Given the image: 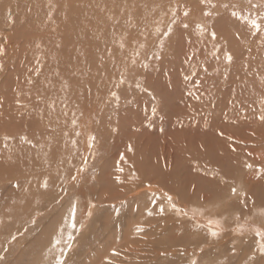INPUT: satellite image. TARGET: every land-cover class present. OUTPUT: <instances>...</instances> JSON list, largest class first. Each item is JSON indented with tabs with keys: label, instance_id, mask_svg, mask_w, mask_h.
I'll list each match as a JSON object with an SVG mask.
<instances>
[{
	"label": "rangeland",
	"instance_id": "1",
	"mask_svg": "<svg viewBox=\"0 0 264 264\" xmlns=\"http://www.w3.org/2000/svg\"><path fill=\"white\" fill-rule=\"evenodd\" d=\"M77 1L81 9H76L78 11L73 16V23L83 26L88 22L89 16H80L89 10L83 7L82 0ZM179 1L168 2L174 6ZM0 2L6 3L10 8L6 10L5 15H0V127L25 122L28 119L25 115L30 113H33L31 117L35 118L40 108L45 106L49 109L46 111L44 108L43 112H39L40 118L36 119L39 126L47 122L46 114L50 118L62 116V110L50 109L55 108L52 106V100H57V95L64 94L67 98V93L61 88L63 81L73 87L75 99L77 96L80 99L79 102L73 99L67 106V118L58 121V126H55L59 129L53 134L62 136L65 140L63 149L58 146L57 151L61 152V159L70 166L69 170H62V187L60 183H54L51 177V180L45 177L43 185L45 187L47 184V187L42 194L36 192L38 199L34 200L35 206L28 200L24 201L21 193L7 188L0 191V264H55L60 255L59 248H65V264H191L193 259L197 264H264V256L257 255L260 246L264 245V238L257 237L255 231L247 225L248 221L253 219L259 221H256L258 225L261 222V218L257 219L255 216L256 211H252V205L264 206V164L255 165V185H258H253L252 190L257 192L253 198L242 193L248 185L240 180L236 169V166L240 165L241 170H244L251 164V160L245 162L240 151H228L229 155H222V159L214 160L209 157V154H215L208 145V141H219L220 133L221 138H224L227 129L236 135L237 140L241 137L254 141L252 136L255 137V133H251L252 128L248 125H254L257 129V126L264 122L260 119L264 115V44L259 50L256 46H248V49L246 44L241 47L237 39V35L241 34H236L241 27L243 31H239L242 33H254L251 36L264 41V21L258 19L264 16V9L253 7L264 1L197 0L195 4L190 2L181 10H176L168 20V32H172L167 33L168 38L163 39L168 42L164 55L157 58L155 50L148 52L140 72V56L129 52L127 61L130 68L126 72L116 71V68L112 69L110 66L97 68L95 65L88 73H79L69 80L65 79L66 75L52 68L54 65H50L51 59H37L36 55L64 38L63 33L70 27L71 22L67 24L64 15L66 19L75 8L64 4L67 3L65 1L63 5H56L58 10L55 5L46 9L47 15L37 11L30 13L32 15L26 13L28 17L39 18V22L35 18L33 22L23 24L19 23L22 21L19 20V13L22 12L20 5L30 3V0ZM181 2L184 3L185 0ZM64 6L67 7L66 10H62ZM9 10L16 11L14 14L17 16H12ZM204 10H212L213 19L202 21L194 16L205 12ZM185 12L188 15H185ZM233 12L237 15H233ZM59 14L61 16L55 19ZM253 19L260 23L261 31L256 32L253 29ZM61 21L65 22L63 28L59 25ZM48 28L53 30L51 36L45 34L48 33ZM226 29L231 30L230 33ZM218 30L220 33L224 31L220 40L206 43L215 37ZM187 31L202 35L201 40L198 36L188 37L187 43L193 38L191 44L195 48L203 42V48L207 49L205 56L217 59L215 65L206 66L200 63L199 57H190L192 60L186 62L187 66L183 67L181 57H176L178 52L173 53L176 45L182 40L176 39L179 43L175 46L172 40L177 34ZM36 33L43 35L41 40ZM36 36L38 39L34 40ZM249 42L248 39L247 43ZM215 44H218L217 47ZM193 48L191 53L196 52ZM229 54L232 56L231 62L227 59ZM245 73H251L252 79L255 78L250 91L252 100L258 101L259 104L252 108L239 109L238 112L235 106L236 114L231 112L234 104L230 105L229 98L225 96L228 86L224 89V95L218 97V104L223 108L214 107L217 114H207L206 104L209 100L201 94L194 98L195 93L190 89L194 84H188L190 76L192 80H197L195 84L202 78L207 82L206 90H219L218 85L223 84L225 76H230V80L241 81ZM21 77L24 78L21 80ZM261 78L263 84L258 86V79ZM211 83L219 89L212 88ZM231 84L234 85L232 81ZM112 93L116 95L113 96ZM58 103L56 108H60ZM195 109L199 111L196 113ZM200 116L205 118L204 125L187 132L189 124L201 120ZM35 124L32 122V126ZM51 125L53 126L54 122ZM176 128H179L182 134H178ZM59 130L61 132L58 134ZM141 136L152 140L151 149L137 148ZM257 142L260 150H264V139ZM60 146L62 147V144ZM252 149L255 150L256 147ZM162 158L169 160L163 167ZM123 159L125 163L121 166ZM137 167L142 171L145 169V172H157L167 180L161 184L159 180L154 183L147 178L138 189L135 187L130 190L120 172L126 175ZM75 168H83L84 171V177L78 181L82 183L78 184L81 186L78 189L68 183L65 177ZM164 170L165 174L162 175ZM106 176L111 178L106 180ZM27 178L20 177L23 182L27 181ZM232 188L236 189L235 194L232 193ZM135 193H139V196L134 195ZM46 194L49 195L46 197ZM229 206L234 207L237 215L247 221L243 219L242 223L237 219L238 216L229 213ZM161 208L163 212L160 211ZM245 210H249L247 214L251 215L244 216ZM262 222L260 227L263 228L264 219ZM115 226H118V230H115ZM214 231H219L220 235L214 237ZM69 236L74 237L70 251L65 247ZM56 239L61 241L58 246H54ZM163 251L165 254L161 253ZM112 255L116 258H112ZM253 255L255 260L251 259Z\"/></svg>",
	"mask_w": 264,
	"mask_h": 264
},
{
	"label": "bare ground",
	"instance_id": "2",
	"mask_svg": "<svg viewBox=\"0 0 264 264\" xmlns=\"http://www.w3.org/2000/svg\"><path fill=\"white\" fill-rule=\"evenodd\" d=\"M65 1L67 3H64ZM168 1H172V0H82L83 7L87 8L89 10V12L85 13L83 16H80V17H82V18L87 17L86 15L88 14L89 19L85 25L80 26L77 23L76 24L73 23V16L76 15L77 11H78L76 9H81L78 5L77 0H30V3H22V5H20L22 12L19 13V15H20L19 20L21 19L22 21L21 22L19 20L18 21H19V23L24 24V23H28V22L29 23L33 22L36 18L37 22H39V18L33 17V16H32V18L28 17V16H26L27 15L26 13L30 14L32 12L37 11V12H42L45 15L46 9H48L52 5L56 6V5H61L62 3H64L66 5L70 4L71 7L75 8L74 12L71 11L70 14L67 15L66 19H65V15H64V21L66 20V23L71 21V22H69L70 27H68L67 29L64 28L66 30V32L63 33L64 38L59 39L58 41L56 40L57 41V43L55 42L56 45L53 44L50 47H48L47 49L45 48L44 51L37 53V55H36L37 59H47V58L51 59L50 65L51 66L54 65V66H52V68L56 69V72L63 73V75H66V78H65L66 80H69L73 76L74 77L78 76L79 73H81V74L88 73L89 69L95 65H97V68H106V67L108 68V66H110L112 69L116 68L115 69L116 71L122 70L123 72H126L127 69L130 68L129 63L127 61L129 58H127V56L131 52L132 53L134 52V53H136V55L138 54V56H140L139 59L141 62L139 61V63L141 66H139V69H138L140 72L142 70L143 62H144L146 56L148 55V52H152L153 50H155L156 54H157V58H160L162 56V54L164 55V53H165L164 49H165V46L167 45L168 42H165L163 39L168 38L167 33L172 32V30H170L168 32V27H169L168 20H169V18L174 14V12L176 10H178V9L181 10L184 6H186L190 2L192 4H195V2L197 0H185L184 3H182L180 0L179 3L178 4L176 3V5H174V6L171 5V3H169ZM258 1L260 2V0H258ZM262 1H264V0H262ZM5 4L6 3H4V2H0V15H2V14L5 15L6 10L10 9ZM13 7H15V6H13ZM66 8L67 7L64 6L62 8V10H66ZM12 9H14V8H12ZM15 9H17V8H15ZM55 9H57V6ZM49 10H51V9H49ZM204 11L205 12H201L199 14H194V16L201 19L202 21L206 20L208 18L211 19L213 17L212 10H210L208 12L206 10H204ZM15 12L16 11H12V12L10 11L12 16H17L14 14ZM47 13H48V11H47ZM208 13H210V15ZM30 15H32V14H30ZM60 16L61 15L59 14V16L56 17L55 19H58ZM6 17H7V15L5 16V18ZM230 18H232V17H230ZM8 19H10V18H8ZM8 19H7V21H8ZM11 19H12V17H11ZM14 19H15V17H14ZM55 19L53 21H55ZM18 21H16V22H18ZM59 21L60 20H58V22ZM229 21H231V20H229ZM61 22L62 23L59 25H60V27L63 28L65 26V22H63V21H61ZM21 26H23V25H21ZM224 28H225V26H224ZM25 29H27V28H25ZM48 29L46 30L48 33H45V34H47L48 36H51L53 33V30L51 31L50 29L49 30ZM240 29H242V28L240 27L238 29V31L236 32V34L238 32L241 34V35H237L238 36L237 39H238L241 47H243L244 44H246L247 48H248V46L250 48L253 46H256V49L259 50L260 47L264 44V41H262L260 39L257 40L255 38V36H251L254 33L250 34V35H246L247 32L242 33L243 29H242V31H239ZM54 30H57V29H54ZM227 31L230 33L231 30H227ZM8 32H10V31H8ZM33 32H35V31H33ZM39 32L40 31H38V33ZM38 33H36L37 36L40 35ZM223 34H224L223 30L221 33L218 30L215 37L211 40H207L206 43H210L213 40H217V39L221 38V36ZM37 36L34 37L35 38L34 40H36L38 38H39V40H41V37L43 35L39 36L38 38H37ZM190 36H192L193 38H196L198 36V39H200V40L202 38V35L199 36L196 33L191 34V32L187 31V32H181L180 34H177V36L173 37V40H172L175 42V43H173L174 46L179 43L178 41H176V39L182 40L181 43L176 45L177 48H174V46H173V48H174L173 53L178 52L176 57H181L180 62L182 63L183 67L187 66L186 62L192 60V59H190V57H199L200 63H202L203 65H206V66L215 65L217 63V59L213 60L211 57L205 56L207 49L205 47L203 48V46H204L203 42H201L200 46L193 48V46L191 44V41L193 38L191 37L192 39H191L190 43H187V39ZM248 39L250 40L249 43H247ZM31 41H33V40H31ZM194 41H196V40H194ZM215 45L217 47L218 44H215ZM192 48L196 49L195 53H191ZM10 60H12V59H10ZM3 62H4V60H3ZM35 69H37V68H35ZM2 71H4V70H2ZM105 72H107V69ZM4 73L6 74V72H4ZM40 74H41V72H40ZM254 74H255V72H254ZM28 77H30V76L28 75ZM23 78L21 77V80ZM252 78H253V76L251 75V73H245V75L241 81H238L236 79L230 80V76L229 77L225 76V80H224L223 84L218 85L220 87V89L218 86H215L214 83H211L212 88L218 87L219 90H215V89L213 90L210 88L208 90H206L205 87H207L206 86L207 82L202 78H200L201 79L200 82H196V84H195V81H197V80L196 79L192 80L191 76H190L188 78L189 79L188 84H190L191 82L194 84V85H191V88L189 87L195 93L194 98L197 97L198 94H201V95H204V98L206 100H209V102L206 104L207 105L206 109H208L207 114L208 113L213 114L215 112V108H223L222 105L218 104L219 103L218 97H222L224 95V93H223L224 89L226 90V88L228 86V88H227L228 93H226L225 96H227L229 98L230 101L228 100V103H230V105L234 104L233 109H231V112H232V114H236L234 112L235 106L237 109L236 111L238 112L239 109H243V108H247V107L252 108V107L256 106L257 104H259L258 101L252 100L253 95H252V92L250 91V86H251L252 81H253V83L255 81V78H254V80ZM231 81L233 82L234 85L231 84ZM23 82L24 81H22V83ZM210 82H211V80H210ZM2 83H3V85L5 84L4 82H2ZM61 84H62L61 85L62 90H65V92L67 93V94H65L67 98H65L63 96L64 94L63 95H57V96H59V98H57V100H55L56 98L52 100V106H54L55 108H52V110L50 109V111H57V109L62 110V116L58 115L57 117H53L54 118L53 119V118H50L48 114H46L45 116H48V118H46L47 122L45 124L43 123V125L40 123L41 125L39 126L36 119L40 118L41 114L39 112H43L44 108H45L44 110H46V111L49 109L48 106H45L43 108H40L41 110L38 112L39 115L37 114L35 116V118H32L31 116L33 115V113H30L28 115H25V117L28 118V119H26L25 122H17V123H14V125H12V126L9 125V126H6L5 128L0 127V191L2 192L5 188H7L8 190L21 193L22 196L24 197V201L28 200L30 202V204L33 206H35L34 200L38 199L36 192L42 194L46 189L43 185V181L45 180V177H48V180L53 179V182L56 184L60 183L61 187H62V184L64 182V175H61L62 170L65 171L68 168H70L69 164L66 163V161H64L63 159H61V155H60L61 152L57 151L58 146L63 149V147H64L63 143L65 142V140L63 139L62 136L57 137V136H55L56 134L53 135L54 132L58 128L55 125L58 126V121L62 120V118L63 119L67 118L65 116L66 111H67L66 108L69 104H71L73 99H75V97H74L75 92H74L73 87L71 88V86L67 83V81L66 82L63 81ZM179 84H180V81H179ZM262 84H263V79L262 78L258 79L257 85L259 86ZM30 86H32V85H30ZM231 86H234V87H231ZM1 87H2V84H1ZM200 89H202L204 92ZM2 95H4V94H2ZM8 96H10V95H8ZM208 97H209V99H208ZM24 98L22 97V99H24ZM13 100L15 101V99H13ZM76 100L78 102L80 101L79 96L76 97L75 101ZM193 101H194V99H193ZM83 102H84V100H83ZM85 102H86V100H85ZM23 103H25V102H23ZM29 103H30V101H29ZM56 103H58V105L61 109L56 108V105H57ZM216 104L218 107L216 106ZM22 107L24 108V105ZM193 107H195V106H193ZM13 108H15V107H13ZM195 111L197 113L199 110L195 109ZM4 114H6V113H4ZM207 114L205 112V116ZM14 115H16V114H14ZM196 117H198V116L196 115ZM199 119H201V120H195L189 124V128L186 129L187 132H192L193 129L196 130L201 125H204L205 118L202 119V116H200ZM38 121H40V120H38ZM32 122H35L36 124L34 126H32ZM53 122H54V125L53 126L51 125L52 126L51 127L50 124ZM0 125H1V123H0ZM2 125H3V123H2ZM87 126H89V125L87 124ZM248 127L252 128L251 133L252 132L255 133V137L252 136V138L254 139V141L256 143L253 140L244 139V138H241L239 136H238L239 140H237V139H235L236 135H234V133L231 130L227 129L226 132L224 133V138H221V133H220V138H219L220 142L219 141H217V142L216 141H208L209 148H212L211 151L216 155L215 156V155L209 154V157L213 158L214 160L215 159H222L221 158L222 155H229L228 151H231L232 153L233 152L237 153L240 151L244 157L243 160L245 162H249V160H251V164L249 163L248 167H245L244 170L243 169L241 170L240 165H237L236 169H238L237 173L240 174L239 175L240 180L244 184L248 185V187L242 193H246V195L255 198V196L257 195V192H255V189L252 190L253 185H255V180L257 179V177L255 176V174H256L255 165L256 164L258 165V163L264 164V150H260L261 148L257 144L258 143L257 141H261L264 139V131H263L264 130V122L259 124V126H257V129L254 128V125H248ZM64 129H66V128H64ZM176 131L178 134L181 133L179 128L178 129L176 128ZM60 132L61 131L59 130L58 134ZM87 132L88 131H86V133ZM87 134H85V135H87ZM139 141L140 142L137 144V148L139 150H144L146 148L151 149L152 140L149 141L148 139H145V137L141 136V137H139ZM120 142H121V140H120ZM122 143H124V142H122ZM61 144H62V147L60 146ZM252 147H256V149L253 150ZM72 159H74V157ZM169 159H170V157H169ZM133 161H134V159H133ZM161 161L164 162L163 164H161V167H163L164 164L167 165L169 160L166 161L165 159L162 158ZM124 163L125 162L123 159L120 165L123 166ZM84 166L85 165L83 162L82 167H84ZM249 166H253V168L249 167ZM62 168H64V169H62ZM81 169H79V168L78 169L75 168V170L71 169L69 171V173H67V175L65 176V177H67L66 180H68V183H71L73 186H77V189L79 187H81L79 185L82 184L80 182H79L80 184L78 183L79 179H82L84 177L83 168H81ZM164 174H165V170L163 171L162 175H164ZM78 175H80V176H78ZM22 176L25 179H26V177H28L27 178L28 180L27 181L24 180L25 182H23V180L20 179V177H22ZM77 176H78V178H77ZM120 176L126 181L125 183H126L127 187H130L129 188L130 190L132 188H135V187H136V189H138L139 185L142 182H144L145 179L147 180V178L150 179L151 181H154V183L159 180V182L161 184H164V182L167 180L163 176L157 174V172H154V173L151 171L145 172V169L142 171L138 167L133 168L131 170V172L127 173L126 175L120 172ZM49 177H51V179ZM109 178H111V177L106 176V180H108ZM14 180L16 182L19 181V183H16ZM8 181H10V182H8ZM5 183H9V185L10 184L11 185L6 186ZM256 185H258V184H256ZM66 189H67V187H66ZM75 189H76V187H75ZM73 191H75V190L73 189ZM67 193H66V196H68ZM69 193H74V192H69ZM136 194L139 196V193H135L134 195H136ZM262 194L263 193H261V195ZM47 195H49V194H46V197H47ZM69 195H72V194H69ZM42 200H44V199H42ZM40 201H41V199H40ZM228 202H230V201H228ZM40 203L41 202H39V204ZM211 203H217V202H211ZM113 204H115V203H113ZM227 204H229V203H227ZM252 207H253V209L251 208L252 211L253 210L256 211V213H255L256 218L257 217L261 218L260 219L261 222L258 225L256 222L258 220L253 219L254 221L249 220L247 225H249L248 227L252 228L254 231L256 228H260L262 231H264V229H263L264 227L263 228L260 227L261 223H263L262 220L264 219V215H262V213H264V206L262 204L259 206H255V205L253 206L252 205ZM228 208H229L228 209L229 213L232 212L236 216H238L237 210L235 211L234 207L229 206ZM221 210L225 211L224 208H221ZM114 211H115V209H114ZM247 213H249V210L244 211V213H243L244 216ZM248 215H251V214H247L246 216L248 217ZM255 216L253 215V218H255ZM238 217L241 220V222L244 223L243 219H245V218H242L240 216H238ZM234 218H236V217H234ZM245 221H247V220L245 219ZM109 223H110V221H109ZM119 225L120 224H118V226ZM238 225H240V224L238 223ZM118 226L114 227L115 230L118 228ZM123 226H124V224H123ZM98 229H100V227H98ZM103 229H104V226H103ZM243 229H244V227H243ZM107 230L109 231V229H107ZM239 230H241V229H239ZM246 230L248 231V229H246ZM101 231L103 233V230H101ZM225 231L228 232L227 230H225ZM113 232H114V230H113ZM116 233H118V232H116ZM239 233H237V234H239ZM93 234H94V232H93ZM127 234H128V232H127ZM96 235H97V233H96ZM225 235L227 236V234H225ZM101 236H102V234H101ZM120 238H121V236H120ZM117 247H119V246H117ZM139 251H141V250H139ZM124 252H125V250H124ZM161 253L165 254L164 251ZM113 256L114 255H112L111 257L116 258ZM105 259H107V258H105ZM105 259H104V261H105Z\"/></svg>",
	"mask_w": 264,
	"mask_h": 264
},
{
	"label": "snow or ice",
	"instance_id": "3",
	"mask_svg": "<svg viewBox=\"0 0 264 264\" xmlns=\"http://www.w3.org/2000/svg\"><path fill=\"white\" fill-rule=\"evenodd\" d=\"M225 7H227V5H225ZM253 7H254V8H257V9H264V3H258V4H255V5H253ZM208 14L210 15V13H208ZM232 14H233V15H237L236 12H233ZM185 15H188V13L185 12ZM258 19L264 21V16H260V17H258ZM251 24H252L253 29H255L256 32L261 31V25H260V23L257 22L256 19H253V20L251 21ZM185 27H187V25H185ZM213 35H215V33H213ZM227 59L229 60V62H231V60H232V56H231V54H229V55L227 56ZM112 95L115 96L116 93H112ZM260 119H261V120H264V115H262V116L260 117ZM249 167H250V166H249ZM45 187H47V184H45ZM231 191H232V193L235 194L236 189H235V188H232ZM169 200H171V197H169ZM173 207L175 208V205H173ZM160 211L163 212L164 210L161 208ZM262 215H264V213H262ZM237 219H239V217H237ZM73 226H75V225L73 224ZM138 230H139V231H142L143 229H138ZM221 230H222V229H221ZM212 235H213L214 237H217V236L220 235V232H219V231H214V232H212ZM255 235H256L257 237L264 238V231H262L260 228H256V229H255ZM68 240H69V242L66 244L65 247L67 248L68 251H70L71 248H72V243H71V241L74 240V237L69 236V237H68ZM60 243H61V241H60L59 239H56V240L54 241V246H58ZM59 252H60V255H59V257L56 258L55 264H65V256H66L65 248H59ZM114 255H118V253H114ZM257 255L264 256V245H261V246H260ZM255 258H256L255 255H253V256L251 257L252 260H255ZM109 264H111V262H109ZM191 264H197V261H196L195 259H193V260L191 261Z\"/></svg>",
	"mask_w": 264,
	"mask_h": 264
}]
</instances>
